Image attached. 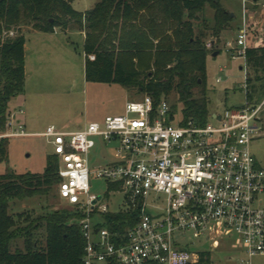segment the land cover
<instances>
[{"label": "built area", "instance_id": "1", "mask_svg": "<svg viewBox=\"0 0 264 264\" xmlns=\"http://www.w3.org/2000/svg\"><path fill=\"white\" fill-rule=\"evenodd\" d=\"M246 36L238 31L229 46L232 60L244 59ZM263 107L264 101H245L200 124L143 95L102 123L78 131L49 126L37 135L57 160L59 200L81 215L76 224L85 242L82 264H198L203 253L193 251L194 242L211 252L231 241L248 259L264 256V169L249 148L260 135ZM25 136L9 116L0 139ZM94 151L104 152L95 175L107 195L122 194L117 210L89 192ZM115 213L134 215L136 223L110 232L103 215Z\"/></svg>", "mask_w": 264, "mask_h": 264}, {"label": "trees", "instance_id": "2", "mask_svg": "<svg viewBox=\"0 0 264 264\" xmlns=\"http://www.w3.org/2000/svg\"><path fill=\"white\" fill-rule=\"evenodd\" d=\"M252 1L264 4V0ZM206 6L213 12L218 38L231 19L219 0H99L83 13L74 11L67 0H0V133L10 116L8 103L23 93V27L44 34L57 29L80 31L87 83L137 89L155 104L175 92L183 119L205 124L209 115L205 64L213 51L206 49L204 36L195 33L194 23ZM10 31L13 37L8 36ZM244 62L253 73L264 71V48H247ZM249 84L247 75V102L252 99ZM170 109L174 113L175 108ZM6 146L7 139H0V164L7 160ZM58 182L57 160L51 155L42 174L0 175V264H82L85 242L76 224L80 214L48 213L23 230L16 228L9 215L10 201L47 198ZM108 190L117 187L109 185ZM103 219L108 231L118 233L136 223L134 215L123 213L106 214ZM21 234L23 249L12 251V243ZM198 264H209L208 253L201 254Z\"/></svg>", "mask_w": 264, "mask_h": 264}, {"label": "rangeland", "instance_id": "3", "mask_svg": "<svg viewBox=\"0 0 264 264\" xmlns=\"http://www.w3.org/2000/svg\"><path fill=\"white\" fill-rule=\"evenodd\" d=\"M98 2L99 0H70V5L74 11L83 13V11L91 10ZM219 5L229 13L231 18L229 28L223 32L225 42L223 38L217 39L215 36L216 33L213 31V12L208 6L205 7L200 20L194 23V31L204 36L205 45L207 46L210 41L215 40V47L212 48V51L220 49L217 56L212 57L210 54L205 64L204 98L210 115L214 113L222 114L226 109L237 108L245 103L242 89L245 87L247 75L250 78L249 90L252 94L250 103L259 105L264 101V71L261 72L260 69L253 73V70L246 66L243 58L232 60L230 56L232 52H229V49L225 47L226 44L231 45L236 42L238 30L243 27L247 32L246 46L251 45L252 48V45H256L263 39L264 21L262 19V11L264 10V4L261 2L254 3L252 0H219ZM249 15L254 17L255 22H249L245 25ZM256 25H258V28L254 31ZM23 30H25L24 27L21 32ZM25 35L27 38L28 33ZM68 41L70 42L68 45V58L59 62V67L54 66L50 71H47L49 74H41L35 67H32V70L29 68L31 77L28 80V92L29 89L35 90L38 78L40 79L41 77L46 79L47 87L52 91V93L48 91L44 95L42 93L39 94V96L45 97V102L40 100L39 104L35 105L34 108L38 117H40L38 120L40 124L51 117L61 121L67 117L75 116L82 119L84 126L89 123H100L97 118L104 113L110 112L111 116L122 115L123 111H116L126 101H138L143 97L137 89H127L118 85L94 83L85 85L83 73L84 39L82 33L78 30L72 31ZM218 78H220V81H218ZM22 95L23 93L17 95V99L11 103L9 108L18 110L17 108L19 107H16L17 105L22 107L20 104ZM164 101L175 108L174 113L177 116L181 114L182 104L178 101V96L175 92H172ZM30 102L31 99H28V103ZM44 104L47 107L42 108ZM22 111H24V108ZM37 114L35 115L36 117ZM258 126L261 129L260 135L252 141L249 148L257 165L264 169V107L259 115ZM55 128L64 130L59 127ZM23 130L27 134L28 130ZM72 131H75V129ZM3 133H0V136ZM94 142L97 145L99 144L96 138ZM6 154L7 160L0 164V175L8 173L15 175L27 173L42 174L46 158L51 154V147L44 138L39 136L8 138ZM103 155L104 152L94 151L90 156L89 192L95 196L106 197L109 200L107 205L110 211H114L119 208L122 202V194L118 192L113 196L107 195V185L97 179L95 175L97 166L102 165L100 161ZM52 212L72 213L71 207L59 200L57 187L54 188L47 198L35 197L24 201L12 200L9 203V215L14 219L15 226L19 230L25 229L35 219ZM42 233L43 230L40 229L39 234L42 235ZM23 237L24 234H21L14 240L12 251L15 248L23 249ZM207 246L204 242H194L193 251L208 253L209 264H247V262L249 264H264V256H254L248 259L242 250L231 241L221 243L215 251L211 252Z\"/></svg>", "mask_w": 264, "mask_h": 264}, {"label": "crops", "instance_id": "4", "mask_svg": "<svg viewBox=\"0 0 264 264\" xmlns=\"http://www.w3.org/2000/svg\"><path fill=\"white\" fill-rule=\"evenodd\" d=\"M83 12H86V11H83ZM247 18L248 20L245 21V25L248 24L249 22H255L254 17L249 15V17ZM262 19L264 21L263 12H262ZM257 28H258V25L255 26L254 31H256ZM242 29H244V27ZM26 33H28L27 38L25 35ZM22 34L25 39V44H24L25 80H24L23 95L20 101V104L22 105V107H20V105H17L16 107H19L17 108L18 110H16V108H12V109L9 108L11 103L14 102L17 98L15 97L11 99L10 102L8 103L9 115L13 116L14 121L18 125H21L23 129L28 130L27 132L28 136L40 135L49 126L59 127L60 129L70 130V131L74 129L75 131L82 129L84 125L82 124V119L78 116L67 117L66 119H63L61 121H57L55 120L54 117H51V118H48L46 121H44L42 124L39 123L38 120L40 119V117H38V114L36 113V110L34 108H35V105L39 104L40 100L41 102H45V97L41 95L39 96V94L42 93V95H44L48 91L52 93V91L49 90L47 87L46 79L42 77L40 79L38 78V82L35 85V90L29 89V92H28V80L31 77L29 75L31 72V71L29 72V68H31L32 70V67H35L37 70L41 72V74L42 73L49 74V72L47 71H50L52 68H54V66L59 67V62L64 61L66 58H68V54H69L68 45L70 43L68 41V37L72 34V31L61 32L60 30L57 29L53 33L44 34V33L33 31L30 28H25V30L22 31ZM82 36L84 39L83 33H82ZM220 38H223L225 42L223 32H221V34L218 36L217 39H220ZM209 44L211 45L212 48L215 47V40L210 41ZM226 45L225 47L229 49V46H234L235 43L231 45H228V44ZM246 47L251 48V45H247ZM252 48H264V35L261 41H259L256 45H252ZM219 50L220 49L213 51L211 55L213 56L214 53H218ZM84 61H85V58H84ZM84 61H83V73H84ZM84 84L87 85L88 83L84 81ZM32 94H35V95H32ZM27 98L31 99V102H30L31 104L28 103ZM126 103L127 101L116 112H119V111L122 112L124 109V105ZM45 106L46 104L42 105V108H45ZM23 108H24V111H22ZM35 113L37 114V117L35 116L36 115ZM110 114H111L110 112L104 113L102 116L98 117L97 119L101 123L105 118L111 117Z\"/></svg>", "mask_w": 264, "mask_h": 264}, {"label": "water", "instance_id": "5", "mask_svg": "<svg viewBox=\"0 0 264 264\" xmlns=\"http://www.w3.org/2000/svg\"><path fill=\"white\" fill-rule=\"evenodd\" d=\"M68 2H70V0H68ZM215 56H217V53H214L212 57H215Z\"/></svg>", "mask_w": 264, "mask_h": 264}]
</instances>
